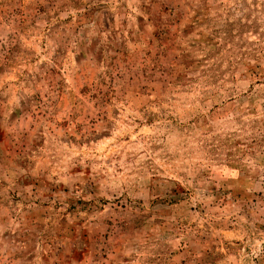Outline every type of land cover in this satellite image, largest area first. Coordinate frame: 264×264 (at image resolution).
<instances>
[{
    "label": "rangeland",
    "instance_id": "rangeland-1",
    "mask_svg": "<svg viewBox=\"0 0 264 264\" xmlns=\"http://www.w3.org/2000/svg\"><path fill=\"white\" fill-rule=\"evenodd\" d=\"M0 264H264V0H0Z\"/></svg>",
    "mask_w": 264,
    "mask_h": 264
}]
</instances>
